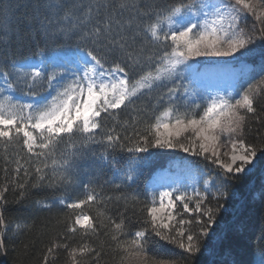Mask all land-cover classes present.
Here are the masks:
<instances>
[{"label": "snow or ice", "instance_id": "1", "mask_svg": "<svg viewBox=\"0 0 264 264\" xmlns=\"http://www.w3.org/2000/svg\"><path fill=\"white\" fill-rule=\"evenodd\" d=\"M19 7H0V145H18L27 159L5 156L0 208L11 186L18 200L29 189L79 190L75 199L34 201L64 213L57 221L64 231L45 246L41 264H55L61 252L66 264H177L150 255L160 241L199 254L223 208L213 201L264 155V132L249 142L259 131L253 124L264 127V62L258 78L247 65L233 67L264 46V0H31V12L13 25ZM57 41L74 43L79 54L59 55ZM26 46L36 48L38 63ZM125 110L131 115L119 119ZM178 153L185 155L143 191H122L154 157ZM89 158L111 171L104 184L119 195L105 196L98 174L81 178ZM109 203L119 206L115 215ZM12 230L0 211V250Z\"/></svg>", "mask_w": 264, "mask_h": 264}, {"label": "trees", "instance_id": "2", "mask_svg": "<svg viewBox=\"0 0 264 264\" xmlns=\"http://www.w3.org/2000/svg\"><path fill=\"white\" fill-rule=\"evenodd\" d=\"M4 4H19L21 7L15 8L11 13V23L14 25L17 17L22 18L23 14L31 12V0H0V7ZM28 4V8L23 5ZM0 19H3L0 17ZM251 23V19L249 20ZM27 45V42H26ZM57 53L79 52L76 45L72 42L57 41L55 44ZM36 48L26 46L24 55L29 56L32 60L40 59L35 55ZM243 65L254 69L251 75L258 78L259 65L264 62V46L257 44L254 50L241 58ZM246 87V85H245ZM22 95V93H16ZM47 92L43 93V95ZM25 97V96H24ZM131 113L125 110L120 113L119 119H128ZM254 131L251 133L249 142H257L255 137L264 132V127L253 124ZM119 130V129H118ZM64 150V145L57 149V153ZM99 154L100 149H94ZM19 152L21 162L27 157L20 151L18 145L9 146L7 149L0 145V186H4V166L5 156L14 157ZM185 154L178 153L175 155L161 154L154 157L144 168L136 185L132 189H123L124 192L140 190L143 191L144 185L148 183L154 175L166 168L170 163L178 162L177 158ZM121 165L124 164L126 157H118ZM13 163L8 164V178H12ZM81 172L87 169V173L81 178L86 179L88 174H98V182L103 184V193L105 196H116L117 192L113 184H104V181L111 178V171L104 169L100 171L96 162L89 158L80 165ZM214 174V173H213ZM22 182V181H21ZM99 190V189H98ZM226 198L219 201H213V206L217 203L223 205V208L217 215L215 224L209 229V236L205 239L201 252L195 256H189L176 245L160 241L151 247L150 255L157 259L167 260L174 258L177 264H260V247L264 245V155H259L256 159V166L246 175L234 177L228 190ZM80 195L79 190L75 193H62L51 189L32 190L26 192V198L18 200L19 190L14 186L5 193L6 204L0 208L7 222H11L13 230L9 231L5 237L6 249L0 250V264H41L42 252L49 241L57 233L64 231L63 224L57 223L64 214L59 207H53L51 210H40L34 204L39 200L41 203H50L53 197L62 198L68 196L75 199ZM2 203V202H0ZM108 208L112 209V215H115L119 206L109 203ZM95 215V211L92 213ZM131 215V213H129ZM20 224L21 229H16L15 225ZM211 230V234H210ZM106 239L104 235L99 237V241ZM76 241L81 240L79 233L75 236ZM93 243H96L93 240ZM25 245H28L25 249ZM107 253L105 259L111 260L113 254L105 247ZM60 259L55 264H66V253H59Z\"/></svg>", "mask_w": 264, "mask_h": 264}, {"label": "rangeland", "instance_id": "3", "mask_svg": "<svg viewBox=\"0 0 264 264\" xmlns=\"http://www.w3.org/2000/svg\"><path fill=\"white\" fill-rule=\"evenodd\" d=\"M58 54L61 55V56L68 57V58H75V56L78 55L79 52H72V53H58ZM243 57H244V56H243ZM241 58H242V57H241ZM241 58H240V60H237V61L233 62V67H236V68H240V67H241V65L243 64V61L241 60ZM201 59H203V58H201ZM214 59H217V60H230L231 58H227V57H225V58H214ZM33 62L38 63V62H39V59H38V60H33ZM46 95H48V93H47ZM23 99H24V100H29L30 97L25 96V97H23ZM222 151H223V150H222ZM222 159H224L225 162H227V158L223 157V155H222ZM201 183H202V182H201ZM201 190H202V188H201ZM210 234H211V230H210Z\"/></svg>", "mask_w": 264, "mask_h": 264}]
</instances>
